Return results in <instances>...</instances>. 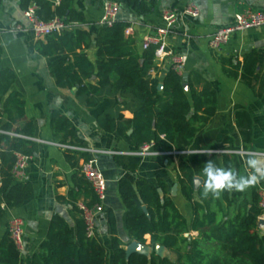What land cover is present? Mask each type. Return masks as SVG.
<instances>
[{"label": "trees", "instance_id": "16d2710c", "mask_svg": "<svg viewBox=\"0 0 264 264\" xmlns=\"http://www.w3.org/2000/svg\"><path fill=\"white\" fill-rule=\"evenodd\" d=\"M22 11L30 6L42 23L54 19L65 25L84 24L83 17L72 8L74 0H18ZM141 16L152 13L155 0H111ZM128 25L115 22L110 28L98 27L92 41L87 31L77 28L64 30L37 40L38 55L56 57L48 64L49 75L59 89H75L74 97L86 109L94 108L104 98H115L114 107L103 111L96 118L97 127L107 134L126 136L133 152L145 145L154 144L159 152H183L195 136L204 130L216 113V92L197 73L186 78L188 90L182 87V76L171 68L157 79L158 69L150 46L138 54L134 42L125 35ZM94 46V62L87 51ZM258 53L251 50L238 61L236 57H218L222 73L239 80L264 107V74L257 69ZM151 73L155 76L152 77ZM116 80L111 82V77ZM15 74L10 69L0 70V225L5 210L28 204L34 199L31 183L18 181L12 170L16 154L32 156L34 139L33 121L26 117V105L22 95L12 90ZM162 89L158 90V85ZM123 112L131 117L125 118ZM233 123L241 141L243 152L252 153V119L242 107L232 110ZM52 142L68 147L63 155L72 170L71 187L59 202L67 204L75 219V236L72 238L67 222L53 216L46 232V244L40 246V254L31 257L30 264H264V229L257 222L264 210L259 207L258 187L250 188V198L243 192H223L218 198L202 194V185L194 189V172L182 156H176V181L180 194L190 205L191 218L187 222L165 194V184H155L138 178L131 184L120 180L117 193L125 210L129 242L124 244L116 236V221L107 212V224L111 233L109 249L96 238H87L84 222L77 203L91 208L98 203L91 185L80 175V164L91 159L84 140L64 115L52 111L48 117ZM220 150L236 152L232 140L222 138ZM226 145V146H225ZM209 150H216L211 147ZM234 153L197 154L196 169L202 173L204 163L213 160L218 166H232L240 172L247 168L246 158ZM114 163L128 173L138 168L136 158L129 155L112 156ZM25 171V170H24ZM161 189L163 196H159ZM145 206L147 218L141 210ZM195 233V236L191 234ZM130 242L151 248L148 257L125 255ZM156 245L173 254L154 256ZM110 255V256H109ZM20 252L10 239L7 224L0 232V264H19Z\"/></svg>", "mask_w": 264, "mask_h": 264}, {"label": "crops", "instance_id": "0c3cea01", "mask_svg": "<svg viewBox=\"0 0 264 264\" xmlns=\"http://www.w3.org/2000/svg\"><path fill=\"white\" fill-rule=\"evenodd\" d=\"M106 0H74L72 8L84 19V24H75L73 28L88 32L92 41L95 39L98 22L102 16V5ZM148 1V0H147ZM152 13L147 16L138 15L119 5L116 21L128 25L125 35L133 42L138 54H141V42L145 36L153 35L154 28L160 25V14L167 8L181 9L188 4H195L198 16L187 20L185 26H178L176 31L186 30L188 40L179 34L168 35L164 39L167 55L162 61L155 60L157 79L162 80L171 65L173 57L184 58L182 75L199 74L216 92V113L210 124L199 132L186 152L209 150L214 147L220 150L222 138L228 137L236 152L242 151L241 141L233 123L232 110L235 106L244 108L252 119V149L250 155L264 158V107L252 92L239 82L227 78L221 71L218 57L242 56L256 50L258 53L257 69L264 74V26L234 34L218 51H211L207 46L208 36L215 29L230 24L236 13L245 10L264 12V0H155ZM52 5L53 0H51ZM55 6V5H54ZM17 28H20L19 30ZM37 38L28 21L23 17L18 0H0V70L10 69L15 74L12 90L19 92L26 105V117L33 121L34 139L32 156L20 181L29 182L34 189V199L19 208L5 210L0 232L5 224L13 218L23 221V236L19 264H30L31 257L40 254V246L46 244V232L50 219L58 215L68 224L72 238L75 236V219L69 212L67 204L58 201L65 198L71 187L72 170L66 163L63 150L45 143H53L48 125V117L52 111L64 115L77 129L78 137L85 141L90 151L133 152L127 137L107 134L96 125L99 113L114 107L115 98H104L94 108L86 109L74 97L72 90L56 87L49 75L47 66L57 60L56 57L45 58L36 52ZM94 46L87 51L89 60L94 62ZM154 77L155 74L151 73ZM111 82L116 80L112 76ZM130 118L128 112H123ZM226 146V145H225ZM153 152L158 151L154 144L148 146ZM196 155H179L194 172V177L203 184L202 173L196 169ZM242 160L243 156H239ZM98 171L106 184L103 212L96 218L95 238L107 249L110 246L111 233L107 224V212L111 211L116 221V236L126 244L130 238L126 226L125 210L117 193L120 180L134 184L136 179L145 178L152 183L158 180L165 184V194L172 201L181 216L188 222L191 218L190 205L180 194L176 181V157H136L138 168L131 174L114 163L112 156L94 154ZM241 174L248 170L242 165ZM258 192L264 188V181L256 184ZM176 191L172 194L173 187ZM250 198V188L243 192ZM264 219V212L262 217ZM195 236V233L191 234Z\"/></svg>", "mask_w": 264, "mask_h": 264}, {"label": "built area", "instance_id": "2783aa9c", "mask_svg": "<svg viewBox=\"0 0 264 264\" xmlns=\"http://www.w3.org/2000/svg\"><path fill=\"white\" fill-rule=\"evenodd\" d=\"M59 0H53V4L57 5ZM119 9V4L106 0L102 5V16L98 22L100 27L110 28L116 22V15ZM35 8L30 6L27 10L23 11V17L28 21L31 26V30L37 38H44L53 34H59L64 30L73 28L74 25H65L61 20L54 19L49 23H42L38 21L34 15ZM198 16V8L195 4H188L185 7L178 8H167L164 9L160 14V25L154 28V34L145 36L141 42V49L146 50L150 46H155L154 57L155 60L162 61L167 55L164 39L171 34H179L182 39L188 40L190 35L186 30L176 31L178 26H185L187 20H193ZM264 26V12H254L251 10H245L241 13H236L233 15L230 24L217 28L214 32L208 36L207 46L209 50L215 52L220 50L230 38L239 32L259 28ZM18 30L20 28H17ZM184 58L173 57L171 60L170 68L182 76L183 72ZM33 142H41L36 139H30ZM47 145H52L60 149L68 148L60 146L53 143H45ZM151 145V144H149ZM149 145H145L139 149L137 152L122 153L115 151H90L88 149H76L80 151H85L91 155V159L80 164V175L91 185L94 193L97 196L98 203L91 208L86 207L82 202L77 203V208L80 212V216L85 226V233L87 238H95V223L97 216L103 212V202L105 201L106 184L103 176L98 171L95 161L92 158L94 154L103 155H129L133 157H173L184 154H200L208 153L221 155L225 153H234L238 156L250 155L251 153H246L243 151L230 152L226 150H201L197 152H153L149 149ZM16 163L12 170L14 178L20 181L24 175V170L30 161V157L22 156L16 154ZM259 197V207L264 210V188L258 192ZM23 221L20 218H13L8 222L7 231L9 233L10 239L17 248L21 247L22 236H23Z\"/></svg>", "mask_w": 264, "mask_h": 264}, {"label": "clouds", "instance_id": "9594fccd", "mask_svg": "<svg viewBox=\"0 0 264 264\" xmlns=\"http://www.w3.org/2000/svg\"><path fill=\"white\" fill-rule=\"evenodd\" d=\"M216 151V150H210ZM208 155V153H201ZM250 170L241 174L232 166H218L215 161L207 160L202 169V194L218 198L223 192H244L256 184L264 181V158L250 155L245 161Z\"/></svg>", "mask_w": 264, "mask_h": 264}, {"label": "water", "instance_id": "95a60500", "mask_svg": "<svg viewBox=\"0 0 264 264\" xmlns=\"http://www.w3.org/2000/svg\"><path fill=\"white\" fill-rule=\"evenodd\" d=\"M182 78H183V89L185 91L188 90V86L186 84V78H187V75L184 74L182 75ZM162 89V85H158V90H161ZM73 91H75V89H73ZM130 135V132H128L126 134V136H129ZM200 179L198 177H194L193 178V186H194V189H197L199 184H200ZM176 191V186L173 187L172 189V194H174V192ZM157 193L159 194V196H163V192L161 189H157ZM141 210L142 212L144 213V215L149 218V215H148V212H147V209L145 206H142L141 207ZM257 225H258V228L263 230L264 229V219L263 218H260L257 222ZM146 248H149L147 246H141L140 244L136 243V242H130L124 249L125 251V255L126 257L128 258L130 255H133V254H136V255H139V256H143V257H148L150 253H148V250ZM151 249V248H150ZM165 251V249L162 247V246H159V245H156L153 249V254L154 256L156 257H159V258H163V252Z\"/></svg>", "mask_w": 264, "mask_h": 264}, {"label": "rangeland", "instance_id": "374dc122", "mask_svg": "<svg viewBox=\"0 0 264 264\" xmlns=\"http://www.w3.org/2000/svg\"><path fill=\"white\" fill-rule=\"evenodd\" d=\"M148 250V253L151 252V249L150 248H146ZM110 256V255H109ZM163 256H167L171 261H174L175 260V256L167 251H164L163 252Z\"/></svg>", "mask_w": 264, "mask_h": 264}]
</instances>
